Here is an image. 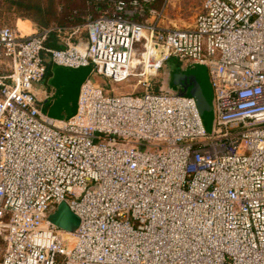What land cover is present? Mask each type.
<instances>
[{"label":"built area","instance_id":"2783aa9c","mask_svg":"<svg viewBox=\"0 0 264 264\" xmlns=\"http://www.w3.org/2000/svg\"><path fill=\"white\" fill-rule=\"evenodd\" d=\"M91 1L76 46L0 27V264H264V0H203L171 30L155 0ZM171 59L207 68L211 133L153 83ZM51 65L106 80L86 79L69 120L35 93ZM134 78L140 93L109 88ZM61 203L71 239L48 221Z\"/></svg>","mask_w":264,"mask_h":264},{"label":"rangeland","instance_id":"374dc122","mask_svg":"<svg viewBox=\"0 0 264 264\" xmlns=\"http://www.w3.org/2000/svg\"><path fill=\"white\" fill-rule=\"evenodd\" d=\"M202 1L156 0L155 8H165L163 17L158 20L157 25L162 30L191 28L200 10ZM96 7L97 5L95 6L91 0H0V27H15L18 25L19 29L24 31V34H31L39 31L41 28L52 27L54 32L50 38L53 41L59 42L64 48H67L68 46H76L80 42L85 41L89 21L98 18L101 11L104 10L102 6L98 9ZM38 8H41V11ZM203 67L201 69L193 67L186 69H192L193 74L198 79L197 84L201 90L199 98L207 103L211 101V97L213 98V91L209 83L208 70L205 66ZM79 68H66L67 75L70 77V88H74L83 79L84 82L86 79H90L92 82L99 84L106 82L105 79L93 74L92 65ZM177 68H179V64L174 59L165 63L164 68L154 79L153 83L155 86L164 87L166 90L177 88L173 84L169 85V74ZM134 84L135 78L121 83H109V88L116 94L140 93L141 89L139 87L135 88ZM34 86L46 92V90L50 89L51 85L44 79L41 83ZM185 96L193 98L196 102V99L191 95ZM41 99H44V97H41ZM70 106H73L72 103H70ZM56 107L57 105L55 108L53 107L52 99H50L43 104L42 111L48 117L54 116ZM202 109L201 115L199 114L200 119L204 131L209 134L213 129V107L205 104ZM61 116H63V119H66L67 115L65 111L61 113ZM3 248V242L0 240V256Z\"/></svg>","mask_w":264,"mask_h":264},{"label":"water","instance_id":"95a60500","mask_svg":"<svg viewBox=\"0 0 264 264\" xmlns=\"http://www.w3.org/2000/svg\"><path fill=\"white\" fill-rule=\"evenodd\" d=\"M204 65H194L193 68H204ZM80 69V68H79ZM66 68H62L59 66L54 67L53 69V77L49 81L52 88L56 90V97L53 103V107H56L55 115L50 116V118L54 120H69L76 114L77 101L79 97V91L84 83V79L80 81L78 85L74 88H70L69 76L67 75ZM169 85L173 84L177 88L174 90L171 89L172 92H175L179 95H191L196 99V106L198 107V112L201 115L203 105L212 106L213 107V98L211 97V101L205 103L200 100V92L199 86L197 84V78L193 74L192 69L183 70L182 68H177L173 70L169 74ZM210 83V82H209ZM202 101V102H200ZM72 103V107L70 106ZM210 110V109H209ZM66 113V119H63L61 113ZM48 221L59 229L68 232L74 233L79 224V219L77 216L68 208L65 203H61L58 205L56 211L52 213L48 217Z\"/></svg>","mask_w":264,"mask_h":264},{"label":"crops","instance_id":"0c3cea01","mask_svg":"<svg viewBox=\"0 0 264 264\" xmlns=\"http://www.w3.org/2000/svg\"><path fill=\"white\" fill-rule=\"evenodd\" d=\"M56 66H58V65H51L49 67L48 72H47V76L45 77V80H47V82H49L51 80V78L53 77L52 72H53L54 67H56ZM59 67H62V66H59ZM62 68H66V67H62ZM46 92L53 94L52 103H54V101H55L54 99L56 97V90L54 88H51V86H50V89L46 90ZM35 93L37 94L38 98L40 100H42L41 97L42 98L44 97L43 89L35 88Z\"/></svg>","mask_w":264,"mask_h":264},{"label":"trees","instance_id":"16d2710c","mask_svg":"<svg viewBox=\"0 0 264 264\" xmlns=\"http://www.w3.org/2000/svg\"><path fill=\"white\" fill-rule=\"evenodd\" d=\"M38 10L41 11V8H38ZM47 46L48 47H53V48H58V49L64 48L63 46H61L60 43H58L57 41H53L51 38H50V40H48Z\"/></svg>","mask_w":264,"mask_h":264},{"label":"bare ground","instance_id":"6f19581e","mask_svg":"<svg viewBox=\"0 0 264 264\" xmlns=\"http://www.w3.org/2000/svg\"><path fill=\"white\" fill-rule=\"evenodd\" d=\"M17 27H18V25H17ZM18 29H19V27H18ZM20 30V29H19ZM22 31V30H21ZM24 32V31H23ZM63 236L64 237H66V238H71L72 237V234H70V233H63Z\"/></svg>","mask_w":264,"mask_h":264}]
</instances>
